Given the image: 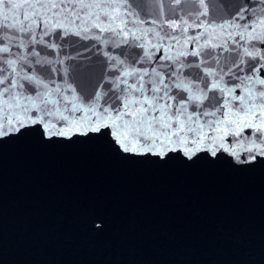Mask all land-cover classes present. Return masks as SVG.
I'll return each mask as SVG.
<instances>
[{"label":"snow or ice","instance_id":"6c2138e0","mask_svg":"<svg viewBox=\"0 0 264 264\" xmlns=\"http://www.w3.org/2000/svg\"><path fill=\"white\" fill-rule=\"evenodd\" d=\"M37 124L161 160L264 157V0H0V138Z\"/></svg>","mask_w":264,"mask_h":264},{"label":"water","instance_id":"95a60500","mask_svg":"<svg viewBox=\"0 0 264 264\" xmlns=\"http://www.w3.org/2000/svg\"><path fill=\"white\" fill-rule=\"evenodd\" d=\"M0 264H264V157L25 127L0 138Z\"/></svg>","mask_w":264,"mask_h":264}]
</instances>
